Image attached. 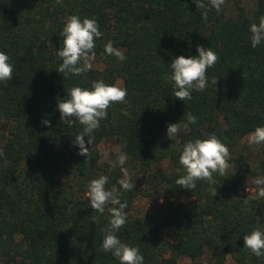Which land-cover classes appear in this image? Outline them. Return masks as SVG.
Instances as JSON below:
<instances>
[{
  "label": "trees",
  "instance_id": "1",
  "mask_svg": "<svg viewBox=\"0 0 264 264\" xmlns=\"http://www.w3.org/2000/svg\"><path fill=\"white\" fill-rule=\"evenodd\" d=\"M229 1L204 20L194 0H0V51L13 65V78L0 81V264H120L101 247L113 205L101 215L86 195L100 175L108 176V190L115 186L121 202L127 201V222L116 235L139 248L143 264H177L180 255L189 258L185 264H227V258L231 264H264L243 241L254 228L264 230V199L246 186L248 176H264V144L250 167L240 143L264 126V43L253 48L250 39L264 0H253L250 14L239 0H232L234 13L226 12ZM73 14L95 18L103 33L94 49L102 66L80 76L56 70L62 63L56 55L59 33ZM108 41L124 52V61L104 52ZM197 45L211 48L219 60L207 71L206 89L182 101L166 79L170 63L179 55H197ZM117 77L127 103L108 108L91 145L85 137L86 158L73 143L84 126L75 118L71 126L64 123L58 101L68 99L73 86L90 88L101 79L114 84ZM188 113L197 122L168 138L167 125L183 126ZM212 134L229 148L227 177L214 173L215 184L198 180L191 190L176 185L185 174L179 163L184 143ZM102 139L127 154L123 167L140 172L143 187L133 182L131 191L120 188L121 166L98 159ZM160 189L191 202L164 196L157 208L129 211L136 195Z\"/></svg>",
  "mask_w": 264,
  "mask_h": 264
},
{
  "label": "clouds",
  "instance_id": "2",
  "mask_svg": "<svg viewBox=\"0 0 264 264\" xmlns=\"http://www.w3.org/2000/svg\"><path fill=\"white\" fill-rule=\"evenodd\" d=\"M57 4H62V0H56ZM197 9H202L201 17L204 20L208 18V12L215 9L217 13L222 10L225 0H194ZM210 5V7H209ZM251 46L256 48L264 43V15L259 17V23L250 25ZM59 35L62 39V46L58 49L56 55L62 60V63L56 69L62 74H72L80 76L92 69L93 61L96 58L94 51L95 40L103 35L99 30V24L95 18L81 17L77 14L66 18L64 27ZM104 52L109 56H115L120 61H124L126 56L123 51L113 46L112 41L104 45ZM197 55L176 56L170 63L171 75L166 79L173 82V96L182 100H191L192 91L202 92L208 85L207 71L215 66L219 56L211 48L197 45ZM10 58L4 51H0V81H9L13 78V65L9 62ZM218 77L212 79V83L217 85ZM128 93L126 88L119 84H106L102 79L93 80L90 88L73 86L68 90V99L58 101L57 108L60 113V119L72 125L75 118L83 125L82 133L75 136L73 143L78 146L79 154L89 156V148L95 139L93 133L100 126V121L107 118L108 108L115 103H127ZM124 115H128L126 109H122ZM197 117L191 113L187 114V123L181 126L179 123H169L167 125V137L171 140L176 138L181 128L187 129L190 124H195ZM43 124L51 127V122L47 119ZM247 143L249 145L264 144V126H257L249 136ZM230 159L229 148L221 142L215 135H209L206 138L189 140L184 143L179 156V163L183 167L185 174L176 180V185L191 190L196 187L198 180H206L210 185L215 184L214 173L227 177ZM128 160L126 153L120 151L116 160H109L112 167L117 164L121 166L123 176L118 183L123 191H131L135 184L128 170L123 167ZM180 169H177L179 171ZM108 176L100 175L92 179L87 188V197L90 205L95 212L103 215L107 205V211L110 214L109 226L104 231L102 240V250L111 252L118 258L120 264H143V256L138 247L129 246L122 243L116 232L127 222V214L124 211L127 208V201L121 202L120 189L113 186L111 190L106 188ZM258 186L256 199H264V176L254 180ZM216 195V189L212 191ZM95 222V217L90 218ZM244 247L249 249L256 257H264V230L254 228L250 233L243 237Z\"/></svg>",
  "mask_w": 264,
  "mask_h": 264
},
{
  "label": "rangeland",
  "instance_id": "3",
  "mask_svg": "<svg viewBox=\"0 0 264 264\" xmlns=\"http://www.w3.org/2000/svg\"><path fill=\"white\" fill-rule=\"evenodd\" d=\"M239 2L245 7V10L247 14H250L253 10L254 6V1L253 0H239ZM225 10L228 13H234V6L232 3V0H230L226 5H225ZM93 66L96 67H101L102 63L99 60H94L93 61ZM114 84H121V79L119 77L116 78ZM251 132L245 134L241 139V148L244 150L246 157L249 161L250 167H254L256 164V159L259 155V147L260 145H249L247 143L248 136ZM98 148V155H99V161H115L116 160V155L118 152V145L114 143L111 139H102L98 142L97 144ZM118 165V164H117ZM165 162H161L158 167H164ZM131 178L132 181L140 186H144V181H143V175L140 172L135 171V169H129V167H125ZM260 176L258 175H253V176H248L246 178V186L249 189V191L252 194H256L258 192V186L255 185L254 180ZM74 189H77L76 186L73 187ZM142 189V188H141ZM164 196H166L168 202H184L185 204H190L191 198L189 196L183 195L181 193H174V194H168L162 189L157 190V191H152V190H147V192H141L138 195H136L133 199V202L130 206L129 211L134 214H140L143 213L146 210H150L153 208H157L160 206L161 203L164 201ZM164 232H168L167 228H164ZM208 257L207 252L202 255V259H207ZM189 261V258L185 255H180L177 260V264H185ZM227 264H231L232 261L231 259L227 258ZM204 264H209L208 261H206Z\"/></svg>",
  "mask_w": 264,
  "mask_h": 264
}]
</instances>
